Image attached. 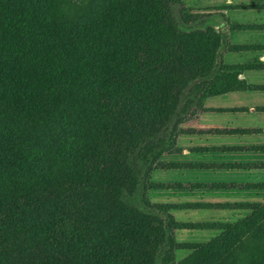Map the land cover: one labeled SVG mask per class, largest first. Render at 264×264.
<instances>
[{
  "label": "trees",
  "instance_id": "obj_1",
  "mask_svg": "<svg viewBox=\"0 0 264 264\" xmlns=\"http://www.w3.org/2000/svg\"><path fill=\"white\" fill-rule=\"evenodd\" d=\"M70 7L0 0V264H264V204L192 224L147 197L182 124L247 88L226 35L183 0ZM196 228L219 234L175 240Z\"/></svg>",
  "mask_w": 264,
  "mask_h": 264
},
{
  "label": "crops",
  "instance_id": "obj_2",
  "mask_svg": "<svg viewBox=\"0 0 264 264\" xmlns=\"http://www.w3.org/2000/svg\"><path fill=\"white\" fill-rule=\"evenodd\" d=\"M183 2L226 35L231 49L223 63L249 66L237 76L247 88L207 98L185 123L188 132L177 137L176 151L160 158L172 166L151 173L152 182L164 187L150 190V200L174 205L178 223L236 222L250 205L264 204V188L254 187L264 185V0ZM207 230L214 232L208 240L219 232H178Z\"/></svg>",
  "mask_w": 264,
  "mask_h": 264
},
{
  "label": "rangeland",
  "instance_id": "obj_3",
  "mask_svg": "<svg viewBox=\"0 0 264 264\" xmlns=\"http://www.w3.org/2000/svg\"><path fill=\"white\" fill-rule=\"evenodd\" d=\"M98 1L97 0H68V4L71 6L69 8L70 11L75 12V11L80 10L78 8V6H80L81 8H85L86 9V8H89V7H93L96 3H98ZM189 9L191 11H193V12H196V11H194L191 8H189ZM187 122H185V123H187ZM185 123L182 124L181 128H183V129L185 128ZM150 182L154 184V182H152V180H151V176H150ZM153 189H156V188H151V189H149L147 191V197H148L149 200H150V190H153ZM150 202L151 203H154L151 200H150ZM248 214H249V212H248ZM246 216H244V217H246ZM231 223H234V222H231ZM207 224H209V223H207ZM176 233L177 234L175 235V240L177 242H181V243H204V242H202L203 240H205V241H206V239L208 240V238H210L214 234V232H212L210 230H207L205 232H200V231H191L190 232V231H188V232H183V233H179L178 230H177ZM218 234H219V232H218ZM200 240H201V242H197V241H200ZM189 253H190V251L185 250V249H179V250H177L175 252V258H174L173 262H171L170 264H181L185 260V258L189 255Z\"/></svg>",
  "mask_w": 264,
  "mask_h": 264
}]
</instances>
